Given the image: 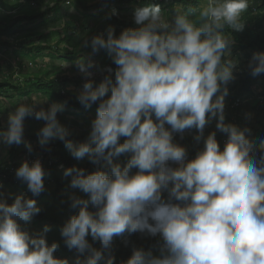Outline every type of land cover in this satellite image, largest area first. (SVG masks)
<instances>
[{
    "label": "clouds",
    "instance_id": "clouds-1",
    "mask_svg": "<svg viewBox=\"0 0 264 264\" xmlns=\"http://www.w3.org/2000/svg\"><path fill=\"white\" fill-rule=\"evenodd\" d=\"M248 7L249 0H182L166 13L147 3L132 15L140 27L119 36L109 27L106 37L84 40V47L104 50L116 65L113 79L110 66L75 62L85 78L78 102L86 108L98 103L85 142L68 138L57 118L62 103L45 109L21 102L9 112L0 144L24 143L31 153L24 120L34 117L45 121L36 133L41 148L59 140L72 158L98 167L86 174L59 165L71 178L69 187L87 196H69L78 213L60 229L64 245L76 252L71 262L54 256L59 244H48L50 226L35 233L21 226L41 212L36 200L23 193L6 198L0 191V264H114V238L124 243L141 234L161 237L159 254L134 248L124 264H264V140L257 159L250 129L225 122L227 85L237 68L229 58L231 32L243 30ZM114 15L115 9L105 18ZM248 70L254 77L264 74V52L253 53ZM97 74L103 79L94 86ZM213 120L227 137L222 150L216 131L204 136ZM193 129L203 148L189 160L174 134L183 138ZM121 156L127 157L123 164L117 162ZM45 175L39 159L24 160L15 170L33 197L45 190Z\"/></svg>",
    "mask_w": 264,
    "mask_h": 264
},
{
    "label": "rangeland",
    "instance_id": "rangeland-1",
    "mask_svg": "<svg viewBox=\"0 0 264 264\" xmlns=\"http://www.w3.org/2000/svg\"><path fill=\"white\" fill-rule=\"evenodd\" d=\"M32 6L37 8L41 12L46 11L54 6V4L59 3V12L50 13L49 19L45 22L37 21L35 24H30L28 21H23L18 23L11 34H0V82L1 80H6L13 87H19L23 89V93H26V96L20 97L18 92H14L12 90H0V129L6 127L7 117L9 112L13 111L16 106H18L21 102H38L42 103L40 106L47 109L52 103L47 100L41 94H38L31 87L36 76L38 79L44 78L43 72L47 71L52 74V78L64 79L67 78L70 80V84L67 88L70 91L75 90V82L80 81L82 84L85 82V78L78 72L75 67V62L81 58L91 59L97 65H99V61L103 60L106 56L103 53V50H100L96 53H93L91 47H84V40H89L86 37V32L90 29V26L81 27V21L84 20L83 16L89 14H97L102 13L103 17L101 18V23L98 26V30L102 29L104 26L110 24V22L114 20H119L121 24H124L123 27H119L121 30L126 28H138L140 25L134 23L132 19L133 12L136 8L142 7L147 3H140L134 6H120L113 7L114 5H110L109 7H104L101 10L91 9L88 13H85L82 8L76 3L75 0H43V4L40 5V0H31ZM102 1V0H98ZM3 2H6L9 6L14 5L16 3L24 4L26 0H0V6ZM256 0H249V7H255ZM261 3L262 1L259 0ZM95 3H88V6H92ZM115 8L117 15L112 16L110 19H106L105 17L112 12ZM172 10L166 9L165 12H171ZM17 13V10L14 11ZM6 10L1 7L0 8V30H3L7 26L6 22L1 18L6 16ZM264 14V11H263ZM23 17L22 15H17V17ZM71 17H76L79 21L72 20ZM91 21V20H89ZM68 22H72L74 27H68ZM92 25V21L90 22ZM3 26V27H1ZM30 30H35L39 34H43L51 37L48 43L42 39L40 40L38 37L26 38L24 40V33H28ZM72 34L74 40L79 42L78 47L72 48L68 45L66 39V35ZM64 37V38H63ZM73 40V41H74ZM90 41V40H89ZM23 42L24 49L20 48V43ZM38 47L41 48H55L52 50L39 51ZM73 54L77 60H68L70 57L69 54ZM54 57V58H53ZM237 62V66L242 65V70L246 68L247 65V56L245 53L237 50L235 43H233L231 47V56L229 57ZM71 61V62H70ZM92 71H95L93 69ZM239 73L237 68L234 72ZM97 76H102L101 74H97ZM94 77V78H95ZM77 93L82 90L77 89ZM264 98V80L256 81L251 88L250 93L246 95H242V99L237 100L238 103L248 104L250 107L257 105V101ZM257 112H252L251 117L249 119V124L251 129L259 130L261 126L258 124V120H262V124H264V117H257ZM88 117L92 118L93 114H89ZM58 120L64 125L69 131V139H73L75 143L85 142L88 139V136H85L86 132L89 134L90 126L85 124L82 120L81 115H78L75 111H73L70 107L64 105L63 111L57 114ZM45 121L37 120L36 123L32 124L33 126L28 125L24 121V141L29 142L33 146V150H37V154L32 155L27 153V149L24 146V143L20 145H12L10 148L5 147L0 144V165H7L10 163V158L12 157L11 152L17 153V157H20L16 163L20 165V161L22 160V156H43L41 152L42 149L38 143L37 131L43 127ZM264 127V125H263ZM190 137V135H188ZM121 143L123 140L121 139ZM61 143L59 140H53L47 146H55ZM46 147V148H47ZM127 160L126 156H121L118 158L117 162L123 164ZM23 162V161H22ZM74 164L79 167H84L91 169L95 165L90 163L86 158L82 160L74 159ZM64 167L59 166L57 171L52 176L53 182L46 187L47 189V199L41 200L43 192L36 197H33L32 194L27 190L26 193L21 192L15 186L4 187L2 192L4 196L7 198L8 194L11 193L13 195H18L23 193L25 196L29 198H33L36 200L37 206L41 208V213H57L58 214V225L52 228L47 234V242H61L63 243V237L61 236L60 229L64 225V223L73 215L78 213V209H71L70 204L65 203L64 205H60L53 199V191L55 189V181H58L61 185L60 194L63 199L69 200L70 195H77L82 198H87L86 194L81 192L79 189H73L69 187L70 177L64 178L63 173ZM133 173L136 171L132 170ZM8 202L11 203V198L8 199ZM30 233H35L42 230V227L33 225L32 221L29 223V228L27 229ZM137 235L129 236L127 240H137ZM129 240V241H130ZM128 241V242H129ZM137 248V247H134ZM133 248V249H134ZM54 256L57 258L63 259V256H60L54 253Z\"/></svg>",
    "mask_w": 264,
    "mask_h": 264
},
{
    "label": "trees",
    "instance_id": "trees-1",
    "mask_svg": "<svg viewBox=\"0 0 264 264\" xmlns=\"http://www.w3.org/2000/svg\"><path fill=\"white\" fill-rule=\"evenodd\" d=\"M76 3L82 8V10L85 13H88L91 9H97L101 10L104 7H109L110 5H114L113 7H120V6H134L136 4L140 3H157L161 6L162 11H165L166 9L172 10L174 6L178 3H181L182 0H75ZM261 3L259 0H256L255 7H248L246 12L242 15V22L244 23L243 30L239 32H231L232 39L236 45V48L238 51L243 52L247 56V65L246 68L242 70L241 66H237V70H239V73L236 71L234 72L235 79L231 81L227 87H228V95L225 97V122L226 123H233L241 128L248 127L250 129L249 133H246L247 136L250 135L249 140L253 143L255 150L256 158L259 159L261 153L258 151L259 143L261 140H264V127L262 124V120H258L259 126H261V129L259 130H253L250 127L249 119L251 117L252 112H257V117H264V98L257 101V105L250 107L248 104H242L238 103L237 100L242 99V95H248L251 91L252 85L258 81V80H264V74H260L257 76H252L250 74V71L248 70V63L255 52H264V0ZM88 3H95L92 6H88ZM40 5L43 4V0H40ZM3 7L6 10V13H8L6 16L1 17L7 24L3 30H0V34H11L13 32L14 27L23 21H28L30 24H35L37 21H41L42 23L47 21L49 19L50 13H56L59 12V3L54 4V6L50 9H47L46 11H40L37 8H34L32 6L31 0H26L24 4L16 3L14 5L9 6L6 2H3L0 6V8ZM111 7V6H110ZM115 9V8H114ZM17 10V13L14 12ZM17 15H22L23 17H15ZM103 17V14L97 13V14H89L84 15V20L81 21V27L84 26H90V29L88 32H86V37L91 40V38L95 35H104L107 36V29L109 27H113L115 29V35L119 36L121 33V29L119 27H123L124 24H121L119 20H114L108 23V25L104 26L102 29L98 30V26L101 23V18ZM72 20L79 21L76 17H71ZM92 21V25H90L89 21ZM88 22V23H87ZM3 27V26H1ZM68 27H74L72 22H68ZM231 31V30H228ZM50 35V34H49ZM46 36L43 34L37 33L35 30H30L28 33H24V40L26 38H33L38 37L40 40H44L45 43H48L51 39L50 36ZM67 43L70 47L76 48L79 45V42L74 40L72 37V34L69 36L66 35ZM74 40V41H73ZM20 48L24 49L23 42L19 45ZM55 48H41L38 47L39 51H45V50H52ZM103 53L107 55V53L103 50ZM70 57L67 58L68 60H77L79 57H75L73 54H69ZM54 58V57H53ZM70 61V62H71ZM99 66H110L113 68V79H114V71L116 69V65L111 62L107 58V56L99 61ZM44 78L38 79V76L34 79L33 83L31 84V87L34 89L35 92L38 94H41L44 96L47 100H49L51 103H62L68 107H70L73 111H75L78 115H81L82 120L87 124L88 126H91L92 119L96 116V110L98 107L97 104H93L90 108H86L83 105H81L77 100V89L82 90L83 84L80 81L75 82V90L70 91L67 86L70 84V80L67 78L64 79H58V78H52V74L45 71L43 72ZM103 79L102 76H97L94 78L95 85L99 84V82ZM0 90H12L14 92H18L20 97L26 96V93H23V89L19 87H13L9 82L6 80H1L0 82ZM89 114H93V117H88ZM28 125L33 126L32 124L36 123V119L34 117H26L24 120ZM215 120L212 121L211 124L206 126L204 130V136L206 137L210 132L216 131L215 127ZM89 134L86 132L85 136H88ZM190 135V137H188ZM196 135V130H186L183 138L179 134H174V142L184 146L187 150L188 159L191 160L195 158L196 153L199 150H202L203 148V140H201L199 143H197L194 140V136ZM123 140V138H121ZM216 139L220 145L221 150L223 149L224 142L226 141L227 137L226 135L220 133L219 131H216ZM71 140L74 142V140L71 138ZM43 153V158L46 159V162L43 166L46 175L44 177V185L45 190L47 189L48 185H50L53 180L52 176H54V173L57 171V167L59 165H64L65 168L76 166L74 164V158H72L67 149L65 148V145L63 142L58 143L55 146H49L45 149H42L41 151ZM27 153H29L27 151ZM32 155L37 154V150H33L31 153ZM12 157L10 158V163L5 165H0V185L3 187L0 188V191L3 190L4 187H10L15 186L18 190H20L23 193H26L25 190H27V185L20 180H18L15 176V170L20 165L16 163V159H19L20 157H17V153L11 152ZM175 167V165H173ZM79 167V166H76ZM97 165L92 167L91 169L83 168L86 170V174L93 172L97 169ZM61 185L58 181H55V189L53 191V199L58 202L60 205H64L65 203L70 204V201L67 199H63L61 196ZM43 191L41 200L47 199V191ZM165 199H167V193H164ZM90 210L94 209L90 205ZM77 214V213H76ZM33 225L43 227L45 225L50 226V230L58 225V214L57 213H48L43 214L39 213L35 215L31 219ZM30 221V222H31ZM20 222L21 226L24 227L26 230L29 228V223ZM90 243H92L93 247L100 248L101 245L98 241H92L91 236L89 235L87 237ZM130 240V239H129ZM127 240V242L121 243L118 237L114 238L113 240V246L111 249V254L114 255L115 261L114 264H124L125 261L131 256L133 248H143L144 250L151 249L153 251L154 255H158V249L160 244L162 243L161 237L159 235L152 237L147 234H141L137 236V240ZM129 241V242H128ZM54 241H48V244L51 245ZM59 244V247L56 250V254L63 256L64 258L69 259L71 262L74 257L76 256L75 250H69L64 243L57 242ZM103 264V262H101Z\"/></svg>",
    "mask_w": 264,
    "mask_h": 264
},
{
    "label": "built area",
    "instance_id": "built-area-1",
    "mask_svg": "<svg viewBox=\"0 0 264 264\" xmlns=\"http://www.w3.org/2000/svg\"><path fill=\"white\" fill-rule=\"evenodd\" d=\"M256 156V155H255ZM22 160L20 161V164L22 163V161L27 160L29 163H31L32 161L39 159L42 163V166H44L46 159L43 158V156H22L21 158ZM18 161V160H17ZM16 161V162H17Z\"/></svg>",
    "mask_w": 264,
    "mask_h": 264
},
{
    "label": "bare ground",
    "instance_id": "bare-ground-1",
    "mask_svg": "<svg viewBox=\"0 0 264 264\" xmlns=\"http://www.w3.org/2000/svg\"><path fill=\"white\" fill-rule=\"evenodd\" d=\"M88 23V22H87ZM64 38V37H63Z\"/></svg>",
    "mask_w": 264,
    "mask_h": 264
}]
</instances>
